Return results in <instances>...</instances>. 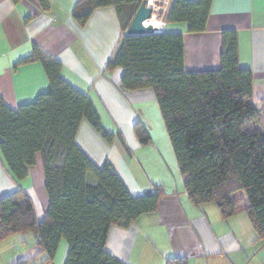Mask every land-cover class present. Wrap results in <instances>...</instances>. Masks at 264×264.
I'll use <instances>...</instances> for the list:
<instances>
[{
  "label": "trees",
  "instance_id": "trees-1",
  "mask_svg": "<svg viewBox=\"0 0 264 264\" xmlns=\"http://www.w3.org/2000/svg\"><path fill=\"white\" fill-rule=\"evenodd\" d=\"M36 1L48 11V0ZM141 2L77 0L71 16L84 26L95 9L115 10L123 37L105 71L123 70L122 91L147 89L154 95L189 201L194 206L213 203L227 220L236 212L232 196L242 192L243 212L256 233L254 244L264 243V101L253 97L251 71L238 66L235 34H222L218 70L188 72L181 34L127 35ZM211 2L176 0L168 21L201 33ZM32 61L42 65L48 90L17 109L0 97V154L16 180L28 176L40 154L49 204L38 221L22 190L0 197V242L30 232L46 256L44 264L53 263L62 240L67 245L64 264H127L106 252L108 231L156 211L161 187L135 197L110 163L95 166L75 143L83 120L110 140L92 104L61 78L56 59L34 46L20 64ZM133 130L142 146L151 142L141 123ZM165 264L188 261L168 258Z\"/></svg>",
  "mask_w": 264,
  "mask_h": 264
},
{
  "label": "crops",
  "instance_id": "crops-1",
  "mask_svg": "<svg viewBox=\"0 0 264 264\" xmlns=\"http://www.w3.org/2000/svg\"><path fill=\"white\" fill-rule=\"evenodd\" d=\"M161 33L181 34L184 68L188 72L220 68L222 34L233 32L238 66L253 76V97L264 101V0H212L205 31L190 33L185 23L168 21L176 0H163ZM77 0H48L43 12L36 0H0V97L10 109L35 102L49 87L38 61L24 64L36 46L61 65V78L86 95L102 131L83 120L75 143L97 167L110 163L132 196L161 187L156 211L139 216L127 227L112 226L105 250L127 264H165L168 258H186L188 264H264V243L254 244L256 233L243 208V194L235 193V214L222 220L215 204L194 206L188 199L172 148L161 126V116L150 90L122 91L121 68L105 71L123 37L112 7L95 9L84 26L71 16ZM141 123L151 142L142 146L133 130ZM154 129L158 133H154ZM22 190L30 198L36 219L48 208L40 154L28 176L16 180L0 154V197ZM238 195V196H236ZM30 239V240H29ZM35 245L27 247L26 242ZM5 264H44L46 256L35 237L21 233L0 242ZM67 245L61 241L52 264H64Z\"/></svg>",
  "mask_w": 264,
  "mask_h": 264
},
{
  "label": "water",
  "instance_id": "water-1",
  "mask_svg": "<svg viewBox=\"0 0 264 264\" xmlns=\"http://www.w3.org/2000/svg\"><path fill=\"white\" fill-rule=\"evenodd\" d=\"M151 17V10L147 6V0H142L141 4L135 11L132 20L127 28V35H153L161 33L162 26L147 25L144 22Z\"/></svg>",
  "mask_w": 264,
  "mask_h": 264
},
{
  "label": "rangeland",
  "instance_id": "rangeland-1",
  "mask_svg": "<svg viewBox=\"0 0 264 264\" xmlns=\"http://www.w3.org/2000/svg\"><path fill=\"white\" fill-rule=\"evenodd\" d=\"M158 19H160V15H159L158 11H156V12L154 13L153 17H152L151 22L157 21ZM160 118H161V117H160ZM161 126H163L162 128H164V125H163L162 119H161ZM162 130H163L164 134L166 135V133H165V129H162ZM154 133H155V134L158 133V130L154 129ZM166 136H167V135H166ZM167 138H168V137H167ZM238 194H243V193H242V192H239ZM236 196H238V195H236ZM26 234H31V233H30V232H26ZM29 240H30V239H29ZM62 241H63V240H62ZM63 242H64V241H63ZM26 245H27V247L30 246V245H31L32 247H34L35 243H34V242H31V244H29V243H28V240H27ZM0 248H1V247H0ZM6 261H7L6 251H0V264H5ZM38 262H39V259H38V260H34L32 263L34 264V263H38Z\"/></svg>",
  "mask_w": 264,
  "mask_h": 264
},
{
  "label": "built area",
  "instance_id": "built-area-1",
  "mask_svg": "<svg viewBox=\"0 0 264 264\" xmlns=\"http://www.w3.org/2000/svg\"><path fill=\"white\" fill-rule=\"evenodd\" d=\"M163 5H164L163 0H147V6L151 10V17L149 20L144 22V26L150 25L149 21L152 20V17L156 11H158V13L160 15ZM154 23H156V26H159V25L162 26V22L160 21V19H158L157 21H154Z\"/></svg>",
  "mask_w": 264,
  "mask_h": 264
},
{
  "label": "bare ground",
  "instance_id": "bare-ground-1",
  "mask_svg": "<svg viewBox=\"0 0 264 264\" xmlns=\"http://www.w3.org/2000/svg\"><path fill=\"white\" fill-rule=\"evenodd\" d=\"M150 25L156 26V23L149 21Z\"/></svg>",
  "mask_w": 264,
  "mask_h": 264
}]
</instances>
